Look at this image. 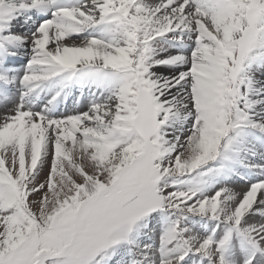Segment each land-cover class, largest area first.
Instances as JSON below:
<instances>
[{"label": "snow or ice", "instance_id": "obj_1", "mask_svg": "<svg viewBox=\"0 0 264 264\" xmlns=\"http://www.w3.org/2000/svg\"><path fill=\"white\" fill-rule=\"evenodd\" d=\"M261 68L264 0H0V264H264Z\"/></svg>", "mask_w": 264, "mask_h": 264}, {"label": "bare ground", "instance_id": "obj_2", "mask_svg": "<svg viewBox=\"0 0 264 264\" xmlns=\"http://www.w3.org/2000/svg\"><path fill=\"white\" fill-rule=\"evenodd\" d=\"M154 2H158V0H154ZM32 15V20H34V21H37V22H39V21H41V20H43V19H47V18H50V14H49V16H40V15H38V14H36V13H32L31 14ZM40 17H43V18H40ZM32 20H30L29 22H28V24H24V18L23 17H21V20H20V24L18 25L19 27H21L22 29L20 30V31H26L31 25H32ZM72 40H79L78 38H76V37H73V38H71L69 41H72ZM27 57L26 56H23V57H21L20 58V60H19V63H17V65L16 66H22V65H26V63H27ZM164 67H166V66H162V68H160V69H157L156 71H158V72H160V73H166V72H168ZM18 68V67H17ZM162 69H164V70H162ZM171 70V69H170ZM169 73V72H168ZM258 80H260V81H262V82H264V77L262 76V77H259V78H257ZM84 91H86V92H92V91H95V89L96 88H93V87H87V88H82ZM58 90V89H57ZM102 91V90H101ZM103 95L102 96H97V98H96V100L95 101H99V100H103V99H105L106 98V96L108 95V93L107 92H104L103 91ZM52 94H54V93H52ZM51 98V95H48V96H46L44 99H45V101H47L48 99H50ZM61 98V100H63V101H67V100H71V99H75V100H78L79 98H80V95H78L77 94V92L75 91V90H70V91H66L65 92V94L63 95V96H61L60 97ZM44 100H41V102H45ZM40 102V103H41ZM60 102V101H59ZM58 102V103H59ZM88 106H89V104H86L85 106H83L81 109H79V110H77V111H82V110H86L87 108H88ZM2 108V107H1ZM1 108H0V110H1ZM65 112H68L67 110L65 111ZM59 114V111L56 113V114H52V115H54V116H56V115H58ZM65 115H67V114H65ZM187 127V126H186ZM177 135H179L180 133L179 132H177L176 133ZM252 163H257V164H262V163H264V162H260V160L259 159H255V160H253L252 161ZM246 173H249V172H247L246 171ZM258 179H262V177H259V178H255L254 180H252L250 183H254V182H256ZM249 183V184H250ZM248 184V185H249ZM248 185H246V186H248ZM241 191V190H240ZM243 191V190H242Z\"/></svg>", "mask_w": 264, "mask_h": 264}, {"label": "rangeland", "instance_id": "obj_3", "mask_svg": "<svg viewBox=\"0 0 264 264\" xmlns=\"http://www.w3.org/2000/svg\"><path fill=\"white\" fill-rule=\"evenodd\" d=\"M75 42H76L77 44H79V43H80V40H75ZM69 43H71V41H69ZM50 46H51V45H50ZM176 51H177L176 49H171V50H169V52H164V53H162L161 56H162V57L167 56V55H169V53H171V54H175ZM160 68H162V67H160ZM160 68H158V69H160ZM164 68H165L168 72L171 71L170 68H168L167 66L164 67ZM156 70H157V69H156ZM162 70H164V69H162ZM168 72H166V73H164V74L167 75ZM255 75H256V78H259V77H262V76L264 77V68H261V69H259L258 71H256ZM87 100H89V99H87ZM90 103H91V101H86V103L84 104V106H85L86 104H90ZM9 107H11V105H9ZM0 108H1V107H0ZM3 111H4V108H1V110H0V114H2ZM181 138H183V137H181ZM260 147H261V145H260ZM45 171H47L46 168H45ZM42 175H43V174H42ZM182 179H183V178H182ZM229 187L232 188V183H231V182H229ZM246 187H247V186H246ZM246 187L242 188L241 191H242V190H245ZM166 219H167V217H166ZM167 220H168V219H167Z\"/></svg>", "mask_w": 264, "mask_h": 264}]
</instances>
